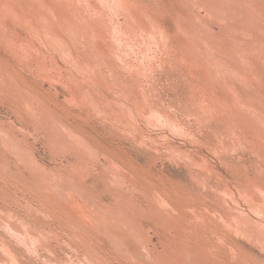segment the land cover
Here are the masks:
<instances>
[{"label": "rangeland", "instance_id": "1", "mask_svg": "<svg viewBox=\"0 0 264 264\" xmlns=\"http://www.w3.org/2000/svg\"><path fill=\"white\" fill-rule=\"evenodd\" d=\"M153 263L264 264V0H0V264Z\"/></svg>", "mask_w": 264, "mask_h": 264}, {"label": "bare ground", "instance_id": "2", "mask_svg": "<svg viewBox=\"0 0 264 264\" xmlns=\"http://www.w3.org/2000/svg\"><path fill=\"white\" fill-rule=\"evenodd\" d=\"M42 3V2H41ZM64 4V3H63ZM9 6V5H8ZM52 19V18H51ZM88 19V18H87ZM138 19V18H137ZM20 20V19H19ZM126 21V20H125ZM39 23V22H38ZM2 25V24H1ZM139 25V24H138ZM137 25V26H138ZM31 26V25H30ZM62 30V29H61ZM34 32V31H33ZM3 33V32H2ZM137 35V34H136ZM38 37V36H37ZM8 38V37H7ZM46 38V37H45ZM6 42V41H5ZM16 44V43H15ZM34 44V43H33ZM32 46V45H31ZM54 46V45H53ZM34 48V47H33ZM26 53V52H25ZM52 55V54H51ZM103 55V54H102ZM70 58V57H69ZM110 60V59H109ZM95 63V62H94ZM46 65V64H45ZM92 65V64H91ZM59 68V67H58ZM83 79V78H82ZM76 83V82H75ZM15 84V83H14ZM93 89V88H92ZM106 89V88H105ZM89 91V90H88ZM91 92V91H90ZM142 94V93H141ZM99 95V94H98ZM105 97V96H104ZM91 98V97H90ZM98 98V97H96ZM93 99V98H92ZM85 100V99H84ZM88 102V101H87ZM97 102V101H96ZM201 102V101H200ZM110 103V102H109ZM103 104V103H102ZM101 105V104H100ZM98 106V105H97ZM29 109V108H28ZM97 111V110H96ZM55 117V116H54ZM253 122V121H252ZM251 122V123H252ZM120 123V122H119ZM45 125V124H44ZM6 130V129H5ZM58 135V134H57ZM133 136V135H132ZM136 137V136H135ZM141 141V140H140ZM18 142V141H17ZM68 142V141H67ZM256 142V141H255ZM56 144V142H55ZM73 144V143H72ZM141 145V144H140ZM50 147V146H49ZM253 147V146H252ZM224 148V147H223ZM67 149V148H66ZM64 150V149H63ZM23 152V151H22ZM58 154V153H57ZM19 158V157H18ZM33 158V157H32ZM27 161V160H26ZM39 167V166H38ZM83 167V166H82ZM125 170V169H124ZM55 174V173H54ZM133 176V175H132ZM61 179V178H60ZM48 182V181H47ZM69 183V182H68ZM59 187V186H58ZM61 187V186H60ZM65 187V186H64ZM77 188V187H76ZM52 189V188H51ZM119 189V188H118ZM154 190V189H153ZM230 192V191H229ZM45 194V193H44ZM153 200V199H152ZM24 206V205H23ZM172 208V207H171ZM30 210V209H29ZM143 210V209H142ZM118 211V210H116ZM13 214V213H12ZM45 214V213H44ZM118 215V214H117ZM14 218V217H13ZM53 218V217H52ZM30 222V221H29ZM121 222V221H120ZM129 223V222H128ZM168 223V222H167ZM162 225V224H161ZM80 226V225H79ZM27 231V230H26ZM48 233V232H47ZM66 233V232H65ZM49 234V233H48ZM150 234V233H149ZM143 239V238H142ZM175 239V238H174ZM120 240V239H119ZM123 240V239H122ZM37 241V240H36ZM122 243V242H121ZM143 243V242H142ZM190 243V242H189ZM114 244V243H113ZM171 246V245H170ZM229 246V245H228ZM40 247V246H39ZM44 247V246H43ZM215 247V246H214ZM173 248V247H172ZM73 249V248H72ZM89 250V249H88ZM87 251V250H86ZM203 254V253H202ZM154 261V260H153ZM19 262V261H18ZM206 262V261H205ZM204 263V262H203ZM155 264V263H153Z\"/></svg>", "mask_w": 264, "mask_h": 264}]
</instances>
